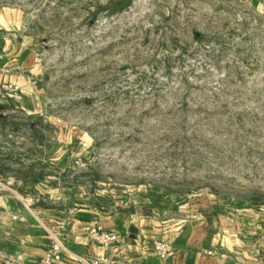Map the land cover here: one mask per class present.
Instances as JSON below:
<instances>
[{
  "label": "rangeland",
  "instance_id": "obj_1",
  "mask_svg": "<svg viewBox=\"0 0 264 264\" xmlns=\"http://www.w3.org/2000/svg\"><path fill=\"white\" fill-rule=\"evenodd\" d=\"M10 72L1 172L264 214V0H0Z\"/></svg>",
  "mask_w": 264,
  "mask_h": 264
},
{
  "label": "crops",
  "instance_id": "obj_2",
  "mask_svg": "<svg viewBox=\"0 0 264 264\" xmlns=\"http://www.w3.org/2000/svg\"><path fill=\"white\" fill-rule=\"evenodd\" d=\"M7 81L20 82V76L0 74V83ZM31 176L0 171V264L7 257L25 264L40 259L50 243V227L63 230L66 264H80L81 257L100 258L101 264H264L263 213L175 206L151 191L139 205L86 187H61L40 172ZM27 181L34 184L21 189ZM26 196L34 202L27 203ZM96 224L119 233L120 241L106 249L91 240L87 233ZM157 240L171 245L164 259L153 250Z\"/></svg>",
  "mask_w": 264,
  "mask_h": 264
},
{
  "label": "built area",
  "instance_id": "obj_3",
  "mask_svg": "<svg viewBox=\"0 0 264 264\" xmlns=\"http://www.w3.org/2000/svg\"><path fill=\"white\" fill-rule=\"evenodd\" d=\"M25 201L29 204L34 202V198L30 196L25 197ZM50 236V243L47 247L44 255L29 264H66V257L69 251L64 245L63 230L60 228L50 227L47 229ZM88 237L108 249L115 243H118L121 239V235L115 231H110L102 227L101 225H94L89 228ZM153 250L157 257L164 259L171 251V245L166 240H157L153 242ZM80 264H101L100 258H77ZM5 264H25L22 261H18L12 257L5 258Z\"/></svg>",
  "mask_w": 264,
  "mask_h": 264
}]
</instances>
